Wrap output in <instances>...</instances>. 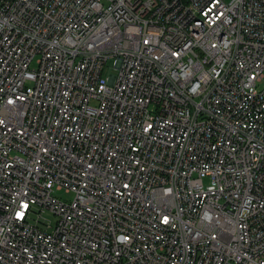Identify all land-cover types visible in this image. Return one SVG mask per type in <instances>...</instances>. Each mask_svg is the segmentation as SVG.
<instances>
[{
  "label": "built area",
  "instance_id": "2783aa9c",
  "mask_svg": "<svg viewBox=\"0 0 264 264\" xmlns=\"http://www.w3.org/2000/svg\"><path fill=\"white\" fill-rule=\"evenodd\" d=\"M0 264H264V0H0Z\"/></svg>",
  "mask_w": 264,
  "mask_h": 264
},
{
  "label": "rangeland",
  "instance_id": "374dc122",
  "mask_svg": "<svg viewBox=\"0 0 264 264\" xmlns=\"http://www.w3.org/2000/svg\"><path fill=\"white\" fill-rule=\"evenodd\" d=\"M110 62H111V61H110ZM32 65L34 66L35 63H33ZM111 70H112V68H111ZM111 72H113V70H112ZM62 196H63L64 198H71V197H72V193H66V192H63ZM46 215H47L48 217H50V218H53V215L50 214V213H47Z\"/></svg>",
  "mask_w": 264,
  "mask_h": 264
},
{
  "label": "snow or ice",
  "instance_id": "6c2138e0",
  "mask_svg": "<svg viewBox=\"0 0 264 264\" xmlns=\"http://www.w3.org/2000/svg\"><path fill=\"white\" fill-rule=\"evenodd\" d=\"M25 207H27V205H25ZM17 215L22 217L23 216V212H18Z\"/></svg>",
  "mask_w": 264,
  "mask_h": 264
}]
</instances>
